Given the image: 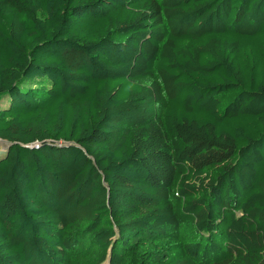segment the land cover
<instances>
[{"label":"trees","instance_id":"16d2710c","mask_svg":"<svg viewBox=\"0 0 264 264\" xmlns=\"http://www.w3.org/2000/svg\"><path fill=\"white\" fill-rule=\"evenodd\" d=\"M0 141V264H264V0H0Z\"/></svg>","mask_w":264,"mask_h":264},{"label":"rangeland","instance_id":"374dc122","mask_svg":"<svg viewBox=\"0 0 264 264\" xmlns=\"http://www.w3.org/2000/svg\"><path fill=\"white\" fill-rule=\"evenodd\" d=\"M1 104H5V102L3 101V103ZM5 146H6V143L0 141V153H2L5 150Z\"/></svg>","mask_w":264,"mask_h":264}]
</instances>
